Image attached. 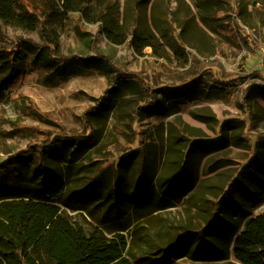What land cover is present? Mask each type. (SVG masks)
<instances>
[{
	"label": "rangeland",
	"instance_id": "374dc122",
	"mask_svg": "<svg viewBox=\"0 0 264 264\" xmlns=\"http://www.w3.org/2000/svg\"><path fill=\"white\" fill-rule=\"evenodd\" d=\"M30 1L28 9L37 13L34 30L0 19V41L5 37L19 45L25 61L17 80L7 88L0 84V162L56 136L84 137L96 131L99 145L86 156L97 166L110 167L107 177L112 187L122 171L123 183L117 186L134 188L133 195L142 190V195L129 202L122 197L124 204L111 197L105 200L96 191L89 195L87 188L81 191L87 179L78 171L80 180L71 185L78 191L67 190L57 203L63 214L88 235L123 236L125 254L135 260L159 246L164 250L149 257H162L167 254L165 245L177 237L185 240L195 230L192 250H203L199 259L204 261L188 256L173 264H223L205 259L227 255L247 206L253 215L264 213L263 201L254 208L239 206V211L229 212L230 217L220 218L214 205L223 196L226 206L235 202L228 186L248 164L254 148L264 142V0H71L77 11L68 13L65 0ZM82 8L87 15L79 11ZM219 17L230 24L239 42L226 35ZM102 19L119 21L130 33L139 28L152 36L154 46L137 53L132 36L123 45L112 43ZM46 38L58 39L59 56L75 57V64L55 62L47 48H37ZM215 61L223 68L218 78L234 80L228 93L206 79L195 82L204 74L203 65ZM207 68L217 73L216 68ZM118 72L139 79L119 77ZM156 102L160 107L144 109ZM223 131L229 134V144L213 149ZM234 134L248 138L251 148L236 145ZM146 143L151 161L142 166L140 148ZM190 149L199 153L195 187L172 207L147 210L144 194L150 188L144 189L140 180L156 182L168 175L175 167L169 161L175 157L183 161ZM86 156L71 168L87 164ZM56 163L66 167L68 161L59 158ZM188 179L179 187H187ZM252 193L248 191L251 201ZM212 214L217 221L212 223L216 242L209 243L202 228ZM182 246L183 250L187 243Z\"/></svg>",
	"mask_w": 264,
	"mask_h": 264
},
{
	"label": "trees",
	"instance_id": "16d2710c",
	"mask_svg": "<svg viewBox=\"0 0 264 264\" xmlns=\"http://www.w3.org/2000/svg\"><path fill=\"white\" fill-rule=\"evenodd\" d=\"M27 2L31 1L0 0V19L6 23L34 30L37 13L30 12ZM64 8L66 9L65 13L77 11L71 0H65ZM79 11L86 14L85 8ZM101 21L105 23L104 33L107 39L116 45H123L127 42L128 36H132V43L137 53H142L144 49L154 46L152 36L145 35L144 31L139 28L132 29L133 31L130 33L126 30V26L119 21L113 19L108 21L102 19ZM220 21H222L221 27L227 32L226 35L234 42H239L241 39L230 28V24L225 23L226 21L222 17ZM44 40V45L37 48H47L49 57L53 61L69 66L75 64V57L59 56L58 39L46 38ZM18 46L5 37H2L0 41V66L4 71L0 84H6L5 88L17 80L24 69V55ZM100 58L105 59L111 67L115 68L111 60L102 56ZM208 66L216 68L217 73L207 72L210 70L207 68ZM222 69L220 63L216 61L211 65L205 64L201 72L204 74L195 82L202 83L201 81L206 79L222 93H228L227 89L234 86V82H232L234 80L221 81L218 74L222 72ZM118 74L119 77L139 79L137 75L132 78V76H124L121 72ZM159 105L160 102H156L144 109L157 108L160 107ZM228 127L232 126L228 123ZM222 133V138L213 144V149L229 144V134L225 131ZM233 139L236 145L238 143V146L248 148L252 146L249 139L241 134H234ZM97 145H99V136L96 131L84 137L56 136L49 141L36 143L0 162V264H173L174 261L188 256L196 257L197 260L204 259H199L203 256V250L200 252L192 250L196 241L195 230H191L189 237L185 240H180L177 237L170 245H165L168 250L166 249L167 254L164 256L149 257L150 255H159L164 250V247L159 246L152 248L150 253L135 260L134 257H128L125 254L127 243L123 236L108 239L101 234L88 235L81 225L63 214L57 203L67 194V190L78 191L77 188L71 187L74 182L80 180L76 175L78 171H83L85 179H87L85 187L81 191L87 188L88 192L86 193L89 195L96 191L98 196L104 195L105 200L111 197L123 204L122 197H125L129 202L138 201L142 195L140 194L142 190L133 195L134 188H119L117 186L119 182L123 183L122 171L119 176H116L117 183L112 187L107 177L110 167L97 166L96 160L86 156L87 152ZM148 148V143L140 148L143 149L140 153L142 166L150 163L152 150ZM254 151L248 164L240 170L236 179L228 186L229 195L235 202L226 206L224 203L227 201L226 197L219 198L214 204L218 214L216 217H230L229 212H233L235 209L239 211V206L244 210V206L247 204H252L254 208L264 201V196H262L264 192V142L258 144ZM85 156L88 160L87 164L82 163L76 168H71L74 165L72 163L77 162L78 164ZM130 157L132 158L133 155ZM59 158L68 161L66 167L57 165L56 160ZM198 158L199 153L190 149L185 154L183 161L180 157L169 161L170 166L175 165V167L174 171L168 175L159 177L156 182H152L150 177V181L142 178L140 183L144 182V189L150 188V191L144 194L147 201L143 203L145 208L147 210H164L172 207L175 200L185 196L193 189L199 179ZM188 177H190L188 186L180 188L179 186H182L183 183L181 181L189 180ZM239 185L247 192L242 191ZM137 189H140L139 186ZM25 191H30L31 194L26 195ZM248 191L254 192V195L252 193L254 201H251V194H248ZM156 195L159 196V199L154 198ZM135 207L142 209L140 205ZM250 208L251 206H247L244 215L240 217V226L229 241L227 255L222 258H206V261L222 262L223 264H264V213L253 215L247 210ZM104 219L106 218L104 217ZM208 222L210 223L202 228L206 231V241L216 242V225L212 224L217 222L216 218L214 219L213 216ZM185 243L187 246L182 250V245ZM232 251L234 260L230 261Z\"/></svg>",
	"mask_w": 264,
	"mask_h": 264
}]
</instances>
